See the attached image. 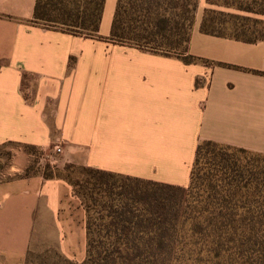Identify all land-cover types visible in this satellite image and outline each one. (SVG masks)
<instances>
[{
	"label": "crops",
	"instance_id": "obj_1",
	"mask_svg": "<svg viewBox=\"0 0 264 264\" xmlns=\"http://www.w3.org/2000/svg\"><path fill=\"white\" fill-rule=\"evenodd\" d=\"M37 0H0V146L16 145L0 181V261L24 264L47 243L87 257V212L73 187L43 173L21 177L25 146L61 149V164L188 187L199 143L264 154V40L201 32L200 0L187 64L136 48L36 26ZM118 0H107L110 36ZM264 20V15L259 14Z\"/></svg>",
	"mask_w": 264,
	"mask_h": 264
},
{
	"label": "trees",
	"instance_id": "obj_2",
	"mask_svg": "<svg viewBox=\"0 0 264 264\" xmlns=\"http://www.w3.org/2000/svg\"><path fill=\"white\" fill-rule=\"evenodd\" d=\"M106 1L37 0L30 22L187 64L200 61L189 54L200 0H118L110 36L103 37ZM230 17L235 16L207 9L201 32L264 40L224 33L221 26ZM5 147L0 146V167ZM25 149L33 157L21 175L27 178L38 174L41 149ZM43 176L69 183L87 212V257L81 264H264V154L203 141L188 187L69 163H47Z\"/></svg>",
	"mask_w": 264,
	"mask_h": 264
},
{
	"label": "rangeland",
	"instance_id": "obj_3",
	"mask_svg": "<svg viewBox=\"0 0 264 264\" xmlns=\"http://www.w3.org/2000/svg\"><path fill=\"white\" fill-rule=\"evenodd\" d=\"M225 7L226 13L232 14L235 17H230L231 23L221 26L224 33L232 35L239 34L248 38L264 36V25L260 22L263 17L259 14L264 10V0H220ZM17 149L16 145H7L4 148L5 155L1 159L0 180L12 178L9 175V167L13 162V151ZM61 154L57 151L38 152L39 163L36 165L34 172L44 173L47 163L61 164ZM33 160V158H32ZM53 164V165H55ZM63 168V167H60ZM62 255L47 243L34 245L31 249L27 260L24 264H67L62 259ZM77 263V262H75ZM0 264H7L0 261Z\"/></svg>",
	"mask_w": 264,
	"mask_h": 264
},
{
	"label": "built area",
	"instance_id": "obj_4",
	"mask_svg": "<svg viewBox=\"0 0 264 264\" xmlns=\"http://www.w3.org/2000/svg\"><path fill=\"white\" fill-rule=\"evenodd\" d=\"M57 151L60 153L61 152V149L59 148V149H57Z\"/></svg>",
	"mask_w": 264,
	"mask_h": 264
}]
</instances>
